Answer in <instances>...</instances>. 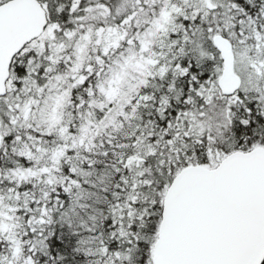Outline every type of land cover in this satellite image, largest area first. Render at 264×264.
Masks as SVG:
<instances>
[{
	"label": "snow or ice",
	"instance_id": "1",
	"mask_svg": "<svg viewBox=\"0 0 264 264\" xmlns=\"http://www.w3.org/2000/svg\"><path fill=\"white\" fill-rule=\"evenodd\" d=\"M0 264H264V0H0Z\"/></svg>",
	"mask_w": 264,
	"mask_h": 264
}]
</instances>
